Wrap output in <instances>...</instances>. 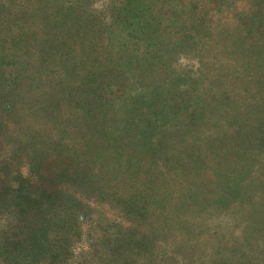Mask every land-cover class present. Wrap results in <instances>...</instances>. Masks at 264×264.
Returning <instances> with one entry per match:
<instances>
[{
  "label": "rangeland",
  "instance_id": "1",
  "mask_svg": "<svg viewBox=\"0 0 264 264\" xmlns=\"http://www.w3.org/2000/svg\"><path fill=\"white\" fill-rule=\"evenodd\" d=\"M262 68L264 0H0L3 136L73 166L58 263L264 264Z\"/></svg>",
  "mask_w": 264,
  "mask_h": 264
},
{
  "label": "trees",
  "instance_id": "2",
  "mask_svg": "<svg viewBox=\"0 0 264 264\" xmlns=\"http://www.w3.org/2000/svg\"><path fill=\"white\" fill-rule=\"evenodd\" d=\"M1 122L0 264H19L21 255L28 264H47L52 249H57L53 263L61 264L58 259L63 248L75 239L74 224L65 218L71 214L67 213L70 199L77 196L76 190L67 187V177L74 173L72 162L57 166L51 161L35 162L24 153L16 155L3 136ZM242 255L248 258L245 252Z\"/></svg>",
  "mask_w": 264,
  "mask_h": 264
}]
</instances>
